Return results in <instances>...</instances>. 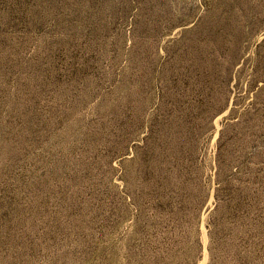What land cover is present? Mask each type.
Segmentation results:
<instances>
[{
    "label": "rangeland",
    "instance_id": "rangeland-1",
    "mask_svg": "<svg viewBox=\"0 0 264 264\" xmlns=\"http://www.w3.org/2000/svg\"><path fill=\"white\" fill-rule=\"evenodd\" d=\"M0 264H264V0H0Z\"/></svg>",
    "mask_w": 264,
    "mask_h": 264
},
{
    "label": "bare ground",
    "instance_id": "bare-ground-1",
    "mask_svg": "<svg viewBox=\"0 0 264 264\" xmlns=\"http://www.w3.org/2000/svg\"><path fill=\"white\" fill-rule=\"evenodd\" d=\"M205 236V235H204Z\"/></svg>",
    "mask_w": 264,
    "mask_h": 264
}]
</instances>
